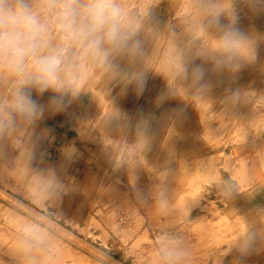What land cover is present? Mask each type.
<instances>
[{"label": "rangeland", "instance_id": "1", "mask_svg": "<svg viewBox=\"0 0 264 264\" xmlns=\"http://www.w3.org/2000/svg\"><path fill=\"white\" fill-rule=\"evenodd\" d=\"M123 2L131 12H139L145 0ZM197 3L198 0H160L158 6L152 7L151 10L158 11L150 19L154 30L145 35L148 37H141L145 53L141 65H146V74L151 76L146 85L163 71L162 66L158 73L155 65L159 58H166L167 53V50L154 51L158 40L154 38L155 28L163 35L159 48L177 43L178 36L170 32L172 17L169 13L193 16ZM238 9L239 27L259 37L256 61L234 76L209 71L206 78H210L212 87L203 100L195 101V104L169 94V112L153 116L144 114L149 122L164 121L168 128L150 132L146 145L138 139L137 131L130 132L133 136L102 131L100 127L115 121L116 111L119 112L115 99L104 104L98 117L86 120L83 128L90 130V136L79 142L76 150L70 147L68 152L66 148L48 143L45 120L51 115L33 126L18 125L11 136H0V189L5 190H0V240L5 239L0 241V264H7L8 246H11L19 224L33 219L53 226L59 234L61 262L64 259L66 262L63 264H99L100 256L105 252L109 254V264H155L154 239L165 229L181 233L187 239L188 264H234L238 253L235 250L226 256L223 253L237 236L243 220L253 226L260 237L256 250L246 256L242 264H264V13L254 15L242 5ZM223 22L227 23L226 20ZM185 38V47L195 43L187 31ZM204 67L211 69V64L205 63ZM101 78L96 77L86 85L93 83L88 88L97 97L101 96L102 83L98 90L94 87ZM165 79L164 84H157L154 79L150 82L151 86L161 85L151 93L152 99L147 98L152 106H157L154 97L170 93L167 76ZM113 84L115 82L110 86ZM115 87L111 95L119 86L115 84ZM6 94L5 84L0 82V97ZM49 96L50 93H45L41 102H46ZM99 100L106 101L104 97ZM140 115L134 114L136 123ZM117 117L116 122H121L120 112ZM30 156L34 158L29 159ZM52 173L68 186L69 191L53 209L55 219L49 220L48 209L33 206L25 186L34 178L46 181ZM90 174L95 178H86ZM209 174L217 178L230 175L239 194L231 199L222 198L214 186L206 185ZM130 176L137 177L135 187L129 184ZM162 178L173 201V207L166 214L143 204L137 192L132 194L136 188L140 189V196L150 204L152 189ZM148 187L151 190L146 194ZM42 211L44 216L40 214ZM15 215L21 223L17 224L15 219L13 222Z\"/></svg>", "mask_w": 264, "mask_h": 264}, {"label": "clouds", "instance_id": "2", "mask_svg": "<svg viewBox=\"0 0 264 264\" xmlns=\"http://www.w3.org/2000/svg\"><path fill=\"white\" fill-rule=\"evenodd\" d=\"M159 2L145 0L139 12H131L123 0H0V82L7 89L6 96L0 97V136H11L20 124L33 126L46 115L65 112L96 77L115 82L121 94L134 86L135 93L141 95L147 81L146 66L141 67L145 55L141 31ZM241 5L254 15L264 13V0H198L195 14L185 20L195 43L186 47L169 44L165 69L170 93L157 97V105L169 94L193 103L202 101L212 87L206 78L209 71L234 76L256 61L259 37L239 27ZM205 63H210L211 69H206ZM45 93L51 95L42 103ZM137 132L146 145L150 122L143 114ZM136 180L130 176L129 184L135 187ZM205 183L225 199L239 194L230 175L217 178L209 174ZM25 187L33 206L48 209L49 220L55 219L53 209L69 191L55 173L46 181L34 178ZM136 192L143 204L160 214L173 207L163 178L153 187L150 204L140 196V189ZM258 237L260 233L242 220L223 255L235 250L238 259L234 264H242L256 250ZM7 256V264H60L59 234L34 219L22 223ZM189 256L184 235L166 229L156 234L155 264H188ZM109 259L108 253H102L99 264H109Z\"/></svg>", "mask_w": 264, "mask_h": 264}, {"label": "crops", "instance_id": "3", "mask_svg": "<svg viewBox=\"0 0 264 264\" xmlns=\"http://www.w3.org/2000/svg\"><path fill=\"white\" fill-rule=\"evenodd\" d=\"M153 14V18L155 14H158V11L151 10ZM182 12L176 14V13H169V16L172 17V20L170 21V32H174L178 38L176 39L178 42L177 44L181 47H185L186 45V23L185 20L188 18L187 15H181ZM156 32L154 34V38H157L156 46L154 47V51H165L168 50V47H160L161 39L163 35L159 32H157V27L155 28ZM154 30V24L150 22V20L145 21V26L141 31V37L145 35H150V33ZM148 37V36H145ZM162 47V44H161ZM148 61H145V64H147ZM146 65H141V67H145ZM163 66V71L159 73L160 68ZM156 68H158V76L152 77L155 80V83L161 84L166 83L167 81L165 79L166 69H165V58H159L158 64L155 65ZM150 74L147 75V80L150 79ZM151 79L150 82L153 80ZM150 82L145 87L144 92L141 95H137L134 91V86L129 87L127 92L125 94H121L120 92V86L118 87L117 91L112 92L113 88L115 89V84L111 85V81H107L103 77L100 79L99 82H97L96 87H94V90H98L99 84L102 83L101 86V96L97 97L95 92L88 88L90 85H93V83L86 86L85 91L82 93L81 98L73 103L71 106L67 108L65 112H61L56 115H51V118L49 117L48 120H45V127L47 128V136H48V143L51 142V144H54L55 146H58V148H66L67 151H70V147L79 148L77 145L79 142L88 140V137L90 136V133H88L90 130H87L86 128H83L86 125V120H92L91 118L98 117L99 113L102 114V107L104 104L109 103L111 99H115L117 109L120 112V116L122 121L116 122L118 119L117 115L119 112L116 111V114L114 116V120L112 123H109L105 126H101L100 128L102 131H115L119 132L118 135H129L133 131H137V123L136 117L134 114H145V115H155V114H162L165 115L170 107L169 99H164L162 103L155 106V104L152 106L150 101L147 100V98L152 99L151 93H154V91L158 88H160L161 85H150ZM103 94V96H102ZM51 95V93H50ZM127 95V96H125ZM104 97V103L103 101H100L99 99H103ZM159 96L154 97L153 99H156ZM127 98V99H126ZM129 98V99H128ZM97 99V100H96ZM126 99V100H125ZM143 100H147L143 102ZM157 104V102H156ZM160 106H162V109H160ZM178 109V107H176ZM127 114V116L130 114L131 119H126L123 114ZM148 118V117H147ZM94 120V119H93ZM92 122V121H91ZM96 125V123H94ZM166 124L164 121L158 122H150V132L155 131H165ZM129 132V133H128ZM137 134V133H136ZM112 135V134H110ZM116 136V135H115ZM133 136V135H132ZM135 136V135H134ZM137 137V136H136ZM138 139H140L138 137ZM74 144V145H73ZM90 147V144H89ZM73 149V148H72ZM74 151V149H73ZM147 156H152L151 154H148ZM90 157V156H89ZM153 158V156H152ZM152 158L150 160H152ZM170 159V158H169ZM149 160V161H150ZM153 159L152 161H154ZM50 161L48 160V163ZM85 177V176H84ZM86 178L91 179L95 178L93 175H88ZM85 188V187H83ZM150 188L148 187L146 190V194L150 193ZM136 193V191H132V194ZM129 194V193H128Z\"/></svg>", "mask_w": 264, "mask_h": 264}, {"label": "bare ground", "instance_id": "4", "mask_svg": "<svg viewBox=\"0 0 264 264\" xmlns=\"http://www.w3.org/2000/svg\"><path fill=\"white\" fill-rule=\"evenodd\" d=\"M178 4H179V3H178ZM132 9H133V8H132ZM131 11H132V10H131ZM241 17H243V16H241ZM247 18H248V17H247ZM209 64H210V63H209ZM208 75H209V74H208ZM216 75H217V74H216ZM208 77H210V76H208ZM212 77H213V76H212ZM207 79H210V78H207ZM225 87H226V86H225ZM129 90H130V89H129ZM125 96H127V95H125ZM45 97H46V96H45ZM252 98H253V97H252ZM252 98H251V99H252ZM46 99H47V98H46ZM115 99H116V98H115ZM126 99H127V98H126ZM126 99H125V100H126ZM128 99H129V98H128ZM114 101H115V100H114ZM254 102H256V101H254ZM254 102H253V103H254ZM249 104H250V103H249ZM223 105H224V104H223ZM252 105H253V104H252ZM221 106H222V105H221ZM233 109H234V108H233ZM232 111H233V110H232ZM214 112H215V111H214ZM230 114H231V113H230ZM254 116H255V114H254ZM254 116H253V117H254ZM244 117H245V116H244ZM245 118H246V117H245ZM225 120H226V119H225ZM215 124H217V123H215ZM248 124H249V123H248ZM232 125H233V124H232ZM248 126H249V125H248ZM228 127H230V125H229ZM228 127L226 126V128H228ZM91 129H92V128H91ZM228 131H229V130H228ZM223 132H224V131H223ZM118 133H119V132H118ZM118 133H117V134H118ZM227 133H228V132H227ZM105 135H106V134H105ZM217 135H218V134H217ZM107 136H109V135H107ZM116 137H117V136H116ZM114 138H115V137H114ZM261 141H263V140H261ZM114 142H115V141H114ZM259 143H260V142H259ZM262 143H264V142H262ZM262 143H261V144H262ZM123 144H124V143H123ZM246 144H247V143H246ZM73 145H74V144H73ZM249 145H251V144H249ZM254 146H255V145H254ZM249 147H250V146H249ZM116 148H117V147H116ZM87 150H88V149H87ZM241 150H242V149H241ZM250 154H251V153H250ZM72 155H73V154H72ZM238 157H239V156H238ZM104 158H105V157H104ZM251 158H252V157H251ZM224 159H225V158H224ZM248 159H249V158H248ZM245 160H246V159H245ZM259 161H260V160H259ZM111 162H112V161H111ZM247 163H248V162H247ZM238 164H239V163H238ZM257 168H258V167H257ZM251 170H252V169H251ZM252 172H253V171H252ZM256 173H257V172H256ZM243 175H244V174H243ZM253 175H254V174H253ZM251 177H252V176H251ZM254 178H255V177H254ZM261 178H262V177H261ZM247 180H248V179H247ZM255 182H256V181H255ZM0 190H4V189H0ZM4 192H5V190H4ZM6 193H7V192H6ZM8 194H9V193H8ZM4 195H5V193H4ZM2 196H3V195H2ZM4 197H5V196H4ZM10 197H13L12 194L10 195ZM14 200H15V198H14ZM16 200H17V199H16ZM19 201H21V200H19ZM17 203H19V202H17ZM21 203H23V202H21ZM24 204H25V203H24ZM22 205H23V204H22ZM7 206H8V205H7ZM13 206H14V205H13ZM19 206H21V205H19ZM26 206H27V205H26ZM15 207H17V206H15ZM26 208H27V207H26ZM30 208H31V207H30ZM30 208H29V209H30ZM16 209H17V208H16ZM32 209H33V208H32ZM23 211H24V210H23ZM0 213H1V212H0ZM7 213H8V212H7ZM13 213H14V211H13ZM25 213H26V212H25ZM28 213H29V212H28ZM11 214H12V213H11ZM61 214H62V213H61ZM17 215H18V214H17ZM17 215L14 216V218H13V222H14L15 217H17ZM30 215H31V214H30ZM11 216H13V215H11ZM22 216H24V215H22ZM35 216H36V214H35ZM35 216H33V217H35ZM43 216H44V215H43ZM18 217H19V215H18ZM41 217H42V216H41ZM11 218H12V217H11ZM17 219H18V218H17ZM19 219H20V217H19ZM26 219H27V218H26ZM35 219H36V218H35ZM37 219H38V218H37ZM10 220H12V219H10ZM20 220H21V219H20ZM20 220H19V222H20ZM0 221H1V220H0ZM15 221H16L17 224L19 223L18 220L15 219ZM25 221H26V220H25ZM22 222H24V221H22ZM27 222H28V221H27ZM29 222H30V221H29ZM44 222H45V220H44ZM3 223H4V222H3ZM20 223H21V222H20ZM50 223H53V222H50ZM11 224H12V223H11ZM11 224H9V225L11 226ZM14 224H15V223H14ZM9 225H8V226H9ZM19 225H20V224H19ZM13 226H14V225H13ZM13 226H11V227H13ZM15 226H16V225H15ZM49 226H50V225H49ZM54 226H55V225H54ZM4 227H5V226H4ZM52 227H53V226H52ZM60 227H61V226H60ZM14 228H15V227H14ZM16 228H17V227H16ZM1 229H2V228H1ZM3 229H4V228H3ZM3 229H2V230H3ZM17 229H18V228H17ZM4 230H6V229H4ZM13 230H14V229H13ZM6 231H7V230H6ZM55 231H56V230H55ZM3 232L5 233V231H3ZM3 232H2V234H3ZM10 232H11V231H10ZM127 232H128V231H127ZM65 234H66V233H65ZM4 235H5V234H4ZM9 235H10V234H9ZM0 236H1V232H0ZM5 236H8V233H7V235H5ZM5 236H4V238H5ZM73 236H74V235H73ZM2 237H3V236H2ZM2 237H1V238H2ZM11 237H12V236H11ZM68 237H69V236H68ZM129 237H130V236H129ZM8 238H9V237H7V242L10 240V239L8 240ZM11 239H12V238H11ZM63 239H65V238H63ZM63 239H62V240H63ZM67 239H68V238H67ZM70 239H71V238H70ZM1 240L4 241L5 239L3 240V238H2ZM1 240H0V241H1ZM70 241H71V240H70ZM72 241H73V240H72ZM66 242H67V241H66ZM1 243H2V242H1ZM11 243H12V242H11ZM60 243H61V242H60ZM62 243H63V242H62ZM68 243H69V241H68ZM7 244H8V243H7ZM0 245H1V244H0ZM61 245H62V244H61ZM64 245H65V243H64ZM73 245H76V244H73ZM80 245H81V244H80ZM7 246H8V245H7ZM71 246H72V244H71ZM2 247H3V245H2ZM8 247H10V246H8ZM8 247H7V248H8ZM61 247H63V246H61ZM64 247H67V246L65 245ZM74 247H75V246H74ZM7 248H5V249H7ZM83 248H84V247H83ZM0 249H1V248H0ZM61 249H62V248H61ZM65 249H66V248H65ZM68 250H70V249H68ZM74 250H75V249H74ZM81 250H82V249H81ZM85 250H86V249H85ZM62 251H63V250H62ZM85 252H86V251H85ZM85 252H84V253H85ZM72 253H73V250H72ZM77 253H78V252H77ZM91 253H92V252H91ZM62 254H64V253H62ZM69 254H70V253H69ZM74 254H75V252H74ZM70 255H71V254H70ZM77 256H78V255H77ZM61 257H62V255H61ZM72 257H74V255H72ZM80 257L82 258V256H80ZM88 257H89V256H88ZM90 258H91V257H90ZM67 259H69V257H67ZM74 259H75V258H74ZM77 259H78V258H77ZM79 259H80V258H79ZM93 259H94V257H93ZM1 260H2V259H1ZM7 260H8V259H7ZM81 260L83 261V259H80V261H81ZM4 261H5V260H4ZM62 261H63V260H62ZM64 261H65V259H64ZM64 261H63V262H64ZM71 261H72V260H71ZM80 261H79V262H80ZM82 261H81V262H82ZM84 261H85V260H84ZM0 262H1V261H0ZM63 262L60 261V264H63ZM92 262H93V261H92ZM5 263H6V262H5ZM64 263H66V262H64ZM67 263H68V262H67ZM72 263H73V262H72ZM75 263H77V262H75ZM82 263H83V262H82ZM70 264H71V263H70ZM78 264H80V263H78ZM83 264H84V263H83ZM85 264H86V263H85ZM88 264H90V263H88ZM117 264H118V263H117Z\"/></svg>", "mask_w": 264, "mask_h": 264}]
</instances>
